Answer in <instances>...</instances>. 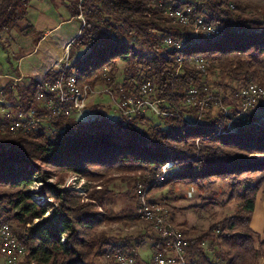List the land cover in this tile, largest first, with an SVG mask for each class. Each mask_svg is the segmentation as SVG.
Returning a JSON list of instances; mask_svg holds the SVG:
<instances>
[{"label":"trees","instance_id":"obj_1","mask_svg":"<svg viewBox=\"0 0 264 264\" xmlns=\"http://www.w3.org/2000/svg\"><path fill=\"white\" fill-rule=\"evenodd\" d=\"M35 1L44 0H0V36L14 30L34 35L33 25H20ZM52 1H60L74 19L85 16L63 73L81 84L100 86V95L115 84L116 94L123 92L120 102L141 97L143 86L150 84L147 99L152 102L153 92L163 123L147 125L143 112L120 111L112 120L99 104L87 119L77 118L76 112L45 118L37 100L43 83L33 79L2 90L8 101L24 110L36 108L42 119L30 133L0 130V225L9 224L23 243L24 264H100L115 253L139 258L144 236L122 238L99 231L125 223L126 216L108 202L114 195L110 185L122 175L134 183L123 195L137 206L133 217L151 232V224L138 215L140 186L146 188L147 200L151 189L169 187L170 197L158 204L169 211L170 225L175 210L166 201L177 198V185L194 188L203 201L200 207L235 205L234 214L208 230L193 238L186 235L189 264L264 262V230L260 234L252 226L259 194L264 195V105L244 120L235 88L264 87V0ZM187 6L222 35L201 36L193 46L174 51L165 40L190 39L192 27L175 22L166 10ZM200 59L214 78L213 86L200 76ZM120 63L125 64L122 90L116 81ZM61 74L51 69L44 84ZM217 97L226 113L210 110ZM168 164L171 168L164 174ZM69 173L100 185L84 196L62 189L59 184ZM54 178L58 184L49 183ZM34 184L41 186L35 190ZM151 238L156 252L162 251L160 239L153 233ZM112 260L107 264H118Z\"/></svg>","mask_w":264,"mask_h":264},{"label":"rangeland","instance_id":"obj_2","mask_svg":"<svg viewBox=\"0 0 264 264\" xmlns=\"http://www.w3.org/2000/svg\"><path fill=\"white\" fill-rule=\"evenodd\" d=\"M192 1V0H191ZM34 5V11L32 12V18L29 15L28 20L24 21L21 23L20 28H25L28 25H35V33L34 35L30 36L29 38L26 36H22L20 34L19 30H14L12 32L9 33H5L3 35L0 36V76H8V74H12L13 71L17 70L18 68V62L19 59L21 58V56H23V54L25 52H27V49L30 48L31 44H32V40L37 42V40L39 38H41V36L43 35V32L46 30V28L48 26H53V21L51 19H43L41 21H38V23H36L37 19L40 17V11H37L40 7V3L39 1H35L33 3ZM62 13V10H61ZM65 13V19L64 20H70L73 19L72 16L70 15V13L67 11L64 12ZM55 20H57V18H54ZM75 24H76V29H73L74 32L70 35L73 36V38H75L77 36V33L79 32L78 36L81 34V28H82V24L84 25L85 22V16L82 14L80 15L78 18H76L75 20ZM179 23V22H177ZM68 25V24H67ZM66 31L68 33H71L70 30H72L71 26H66L65 27ZM220 30V29H219ZM201 32V30H200ZM201 35H206L205 33H202ZM221 36V35H220ZM77 38V37H76ZM174 38V37H173ZM181 38V37H180ZM211 38V37H209ZM27 39V40H25ZM174 39H179V38H174ZM200 38H197L196 40H199ZM75 40V39H74ZM166 41V40H165ZM73 43L70 42L67 45L66 48V55H67V51L68 49H70V45ZM196 42H189L187 44H185L187 46H193ZM166 45V44H165ZM184 47V48H185ZM169 49H172L170 47H168ZM70 65V60L67 63ZM61 65V67H57L58 69H56V72H62L61 75H66L65 72L68 68H66V65ZM120 71L117 73L116 75V81H117V86L122 85V81L124 79V74H123V70L125 68V64L120 63ZM197 65V64H196ZM204 68V71H202L199 67ZM197 68L201 71V77L204 81H206L207 84H210V86H213L212 83L214 81V78L210 75L207 74V68H206V64H199L197 65ZM52 70H54V66L52 68ZM61 77V76H60ZM66 77L69 79V77H75V76H67ZM18 80H20V77H16ZM58 78V77H57ZM57 78L55 80H57ZM76 78V77H75ZM43 79V78H42ZM33 80V79H31ZM37 80V79H35ZM41 80V79H40ZM53 80V81H55ZM77 83V88L78 89H83L84 90V84L79 83L78 79H75ZM39 81V80H38ZM53 81H48L50 83H45V84H51L54 83ZM22 82L24 81H20L18 82L17 85H21L23 86L24 84H22ZM44 82H46L44 80ZM43 83V82H40ZM45 84L43 83V90H45ZM251 85V84H250ZM0 86H3V84H0ZM113 89H110L109 93H106L104 95H100L101 87L97 86L96 88L94 86L93 89L94 93H92V95L90 97L87 98V100H85V105L88 108V112L86 113V111L83 114H78L76 117L77 118H82V119H87L89 117H91V114L89 113H94V106L96 105H102V109L104 111H106L107 116L112 119V120H116L119 117V112L122 111V109L120 108V99L121 96L123 94V92H121L120 94H116V87L115 84L112 85ZM237 86V85H236ZM249 86V85H247ZM235 87V86H234ZM236 90H239L238 87H235ZM258 88H261L258 86ZM2 89V88H1ZM82 90V91H83ZM113 90V93H112ZM263 90V94H264V87L262 88ZM41 93V92H40ZM40 93L37 96V100L39 102V96ZM48 94L47 96L45 95V103H48V101L50 100V98L52 99L53 97H55V94H49V93H45ZM152 95V106L145 108L144 110H142L141 112H143V115L147 116V125H154V124H159L160 121L163 123V120L159 117L160 115V104L159 101H157V99L154 98L153 92L151 93ZM193 95L196 96V92L192 93ZM150 96V97H151ZM0 100H5V96L3 95V93H1L0 91ZM6 100L7 97H6ZM55 100H53L54 102ZM99 101V102H97ZM213 103L211 105H209V108H211L210 110L214 111L215 113H218L222 108L221 104V100L217 98L212 99ZM243 101L242 97H241V101L240 103V109H243ZM55 103V102H54ZM200 105V104H199ZM260 105H264V102H260L259 105H256L254 107H251L252 110H250L248 113H246L244 116V120L246 119V115H249L253 112L257 111L258 106ZM6 108V109H5ZM1 109L4 110V113H14L15 110V104L11 101H5V102H1ZM183 109L188 111L187 106H183ZM225 113H226V109H224ZM124 113V111H123ZM126 114V113H125ZM134 114V113H132ZM20 119V120H19ZM25 119V120H24ZM14 121H18L20 122L21 125H27V118H14ZM23 122V123H22ZM1 124H5V120H0ZM232 124L229 125V127H231ZM8 127V120H6V125L0 126V128H7ZM38 126H36L37 128ZM6 132H9L11 134H16L13 131L10 130H5V129H0ZM35 131L34 129H27V133L33 132ZM26 134V133H23ZM172 164H168L166 167H164V174L166 173L167 170H169L171 168ZM164 178V177H163ZM106 179V178H104ZM103 179V180H104ZM161 181L162 177L160 178ZM59 180L54 178L52 180L49 181L50 184H58ZM61 184H59V186L62 189H66V190H75L79 193V195H86L88 189H94L96 188L95 184H98L99 182L97 181L96 183H94V181L85 179V178H80L78 175L74 174V173H69L68 175L65 176L64 182H60ZM133 181H131V179L127 176H118L116 178V180L114 181L113 184L110 185V189L114 192V195L108 200L110 207L119 215L121 216H126V220L124 221L125 223H112L110 225H106V226H102L99 231L102 233L107 234L108 236H116V237H132L133 239H135L136 237L139 236H144L145 240L143 242V244L140 245V247L138 248V256L139 259H142L144 261H150L152 259V257L154 256V254L156 253V247H155V241L151 238L152 236V232L151 229H149L148 225L145 224V222L143 221H138V219H136L135 217H133L137 211V206L133 203L130 202L129 200H127L123 195L125 193H127L130 188L133 186ZM100 185V183L98 184ZM40 184H34L32 189H38L40 188ZM100 189V188H97ZM177 198L173 199V200H167L166 204L168 206H170L171 208H174L175 213L172 214V221L170 222L172 225V227L179 231L182 232L184 234V236L189 237V238H193L197 235H199L201 232L208 230L212 225H214L216 222H218L219 220H221L222 218H224L225 216H229L232 215L236 212L235 210V205L234 204H230L226 207L222 206V205H218L215 206L213 208H206V207H200L201 205H203V201H201L199 199V194L198 192L188 186V185H177ZM169 187H164V188H153L150 190V192L148 193V200L151 203H162L165 201L166 198L170 197L169 195ZM146 196V197H145ZM141 202H145V209H147V207H152L155 208V204H151L148 200H147V190L146 188L142 187V193H141ZM38 201H41L42 203H52L50 200L45 199L44 197H37ZM145 199V200H144ZM258 207H257V212L255 214L254 217V221H253V228L255 231H257L258 233L262 234L263 230H264V195L263 194H259V199H258ZM150 208V209H152ZM166 210V212H165ZM161 212L159 214H157V217H162L163 221L168 224L167 226H169V217L171 219L170 213L167 210V208H162V210H160ZM156 212H158V210H156ZM49 214V213H48ZM161 214V215H160ZM169 214V215H168ZM169 216V217H167ZM158 217V218H159ZM146 222H148L149 220H145ZM149 224H151L152 229L156 228L157 222H155L153 220V222L149 221ZM182 224H184L182 226ZM7 225L12 234L15 235L13 229L11 228V226L9 224H4ZM155 226V227H154ZM0 228L2 229V225H0ZM1 229H0V247H1ZM183 229V230H182ZM194 229V230H192ZM185 233H184V232ZM15 237L17 238V241L22 245L23 243L18 239L17 235H15ZM186 237V239H187ZM188 241V239H187ZM116 254H120V253H116ZM26 255V253H25ZM22 257V259L20 260L19 264H24V262L26 261V258ZM113 255H109L108 257L102 258L99 260L100 264H107L108 260H112V256ZM111 256V257H110ZM212 259L214 258V256H212ZM110 258V259H109ZM189 260V259H188ZM114 261V260H112ZM189 264V261H187ZM119 264V262H117ZM264 262L261 261L260 264H263ZM0 264H5L4 263V259L1 255V251H0Z\"/></svg>","mask_w":264,"mask_h":264},{"label":"built area","instance_id":"obj_3","mask_svg":"<svg viewBox=\"0 0 264 264\" xmlns=\"http://www.w3.org/2000/svg\"><path fill=\"white\" fill-rule=\"evenodd\" d=\"M166 13L174 20H182V25L192 27V38L181 37L179 39H170L168 37L167 47H175L179 43H189L194 42L197 38L201 36L206 37H219L222 35V31L218 27L212 26V28H206V35H198L197 27L201 26V17L200 15L195 14L193 10L179 9V11H171V8L166 10ZM71 46V45H70ZM69 46V47H70ZM204 65V60L200 59ZM69 62V49L67 55L64 59L61 60V63L55 67H61ZM4 76H0V80ZM21 80H14L13 85L10 86L12 89L20 82ZM39 82L44 83V78L39 80ZM1 84V83H0ZM8 86H0L1 93L4 88ZM2 88V89H1ZM122 90V88L120 87ZM95 88L91 85L84 84L85 98L83 99L82 104L73 105L72 95L70 93V83H64L63 81L59 82L57 89L55 91H48L47 84H45V90L40 93L39 96V108L46 112L44 114L45 118L50 116L58 117L60 115H72L73 113L82 114L87 106L85 105V100L94 93ZM150 90V84L144 85L142 88L141 97L129 96L120 102V108L124 113H139L145 108L152 106V102L147 99L148 92ZM109 93L108 90H106ZM240 95L243 101V109H240L239 116L244 118L245 113H248L252 110L251 107L259 105L260 102H264V94L262 88H258L257 85L251 84L249 86H242L239 89ZM45 93H54L55 94V103H45ZM194 93V91L192 92ZM8 101L0 100V120H8L7 128H0L5 130L13 131L16 134L27 133V129L36 130L38 122L42 119L39 118V113L36 108H31L24 110L15 105L14 113H4V110L1 109V102ZM14 118H27V125H14ZM44 120V119H43ZM232 127V126H231ZM229 127L228 129H232ZM141 193L142 187L139 188L140 195V204L138 209V215L142 220H154L157 222V229H152V233L158 237L163 245V250L156 252L150 261H144L142 259L130 256L128 254H115L112 256L116 262L120 264H183L188 261V246L189 241H180L178 235L175 233H167L166 223L162 218L156 217V210H162L166 208L162 204H155L153 209H145V202H141ZM1 229V228H0ZM1 255L4 259L5 264H19L22 257H24L26 250L24 246H21L17 242V238L12 234L10 228L7 225H2L1 229Z\"/></svg>","mask_w":264,"mask_h":264},{"label":"crops","instance_id":"obj_4","mask_svg":"<svg viewBox=\"0 0 264 264\" xmlns=\"http://www.w3.org/2000/svg\"><path fill=\"white\" fill-rule=\"evenodd\" d=\"M39 3L40 7L37 11H40L41 15L36 20V23L43 19H51L53 26H48L37 42L32 40L30 48L19 59L17 70L0 80L3 86H12L14 80L17 79L16 77H20V80L24 81L22 82L24 85H28L31 79L40 80L44 78L53 66H58L61 60L66 57L67 45L78 37L79 32L75 38L70 36L74 32L73 29H76L77 26L74 18L64 20L66 8L60 1H55L54 3L52 0H44L39 1ZM33 11L34 5H32L30 11L31 18L33 17ZM54 18H57V20ZM67 24L72 27L71 33H68L65 29L68 26ZM58 68L55 67L54 70Z\"/></svg>","mask_w":264,"mask_h":264},{"label":"bare ground","instance_id":"obj_5","mask_svg":"<svg viewBox=\"0 0 264 264\" xmlns=\"http://www.w3.org/2000/svg\"><path fill=\"white\" fill-rule=\"evenodd\" d=\"M185 10H193V8L192 7H190V6H187V7H185L184 8ZM171 11H179V9H174V10H171ZM175 22H179V23H181L182 24V20H175ZM204 22H205V20H204V18L203 17H201V26H203V27H197V34L198 35H200V30L202 29L205 33H206V28H212V27H210V26H205L204 25ZM170 39H174L173 37H170ZM194 42H197V40H195ZM166 43H168V39L166 40ZM186 43H179V44H177L175 47H170V48H172V50H174V51H178V50H181V49H183L186 45H185ZM200 64H202V63H200ZM67 68V67H66ZM202 71H204V68H203V66L202 67H199ZM64 76V83H70V93L71 94H73L72 95V103H73V105H80V104H82V102H83V99L85 98V91L83 90V89H78L77 87V83H75L76 82V78L74 77H69V79L66 77V75H63ZM61 81H63V77H60L59 79H57V80H55L54 81V83H51V84H47V89H48V91H55V89H57V85H58V83L59 82H61ZM83 90V91H82ZM49 94H54V93H49ZM46 96L48 95V94H45ZM53 100H55V97H53L52 99L50 98V100L48 101V103H54L53 102ZM6 109V108H5ZM246 114V113H245ZM245 117V116H244ZM15 120H16V118H15ZM20 120V119H19ZM25 120V119H24ZM5 123H6V120H5ZM23 123V122H22ZM14 125H21L20 124V122H18V121H14ZM146 197V196H145ZM142 198V197H141ZM145 200V199H144ZM150 208H152V207H147V209H150ZM153 209V208H152ZM161 211L160 210H158V212H156V217H157V214H159ZM165 212H166V210H165ZM161 215V214H160ZM169 215V214H168ZM159 217V216H158ZM157 217V218H158ZM167 217H169V216H167ZM159 218H162V217H159ZM163 219V218H162ZM149 221H151V222H153V220H149ZM148 221V222H149ZM165 223V222H164ZM166 223H167V221H166ZM168 224H166V231H167V233H175V231H176V235H178V238H179V240L180 241H187V239H186V237L184 236V234L182 233V232H179V231H177V230H175L171 225H169V226H167ZM151 226V225H150ZM155 227V226H154ZM155 229H157V225H156V228ZM115 253V252H114ZM116 254V253H115ZM111 257V256H110ZM189 261V260H188ZM119 264H120V262H119ZM183 264H188V262L187 263H183Z\"/></svg>","mask_w":264,"mask_h":264}]
</instances>
